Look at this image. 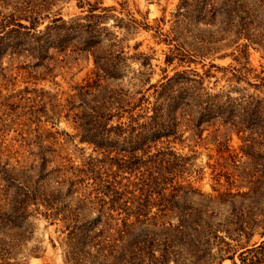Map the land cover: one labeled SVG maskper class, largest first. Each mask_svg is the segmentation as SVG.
<instances>
[{"label": "rangeland", "instance_id": "374dc122", "mask_svg": "<svg viewBox=\"0 0 264 264\" xmlns=\"http://www.w3.org/2000/svg\"><path fill=\"white\" fill-rule=\"evenodd\" d=\"M178 4L0 0V22L34 11L41 32L0 33V264L264 255V3L237 2L232 25L243 31L222 18L210 27L196 11L177 15ZM57 19L93 29L66 33ZM96 61L105 72L97 100L133 108L102 120L106 130L131 114L148 122L154 105L170 109L161 138L131 160L151 168L144 183L118 169L128 160L123 139L105 137L104 152L78 125L89 111L77 93L96 80Z\"/></svg>", "mask_w": 264, "mask_h": 264}, {"label": "trees", "instance_id": "16d2710c", "mask_svg": "<svg viewBox=\"0 0 264 264\" xmlns=\"http://www.w3.org/2000/svg\"><path fill=\"white\" fill-rule=\"evenodd\" d=\"M239 0H179L178 4V12L177 15H185L183 13H191V11H196L198 13V16L200 17V20H203L205 24L212 27L213 23H215L217 18H222L226 21V25L224 26H234L238 27L241 31L244 30L243 23H240L238 25H232L233 16L235 15L236 10V4ZM264 3V0H260ZM236 10V11H235ZM29 15H24L17 17L18 19H13V15L9 17H4L2 21L0 22V33L3 34L2 37L5 38L7 36L16 35L17 37L20 36H29V33L33 30L34 34H32V38L38 39L39 34L41 32H38L36 30L37 24H38V17L37 14H34V11H26ZM235 17V16H234ZM90 18V17H89ZM15 20V21H14ZM16 20H31L30 26L27 27L26 25H23L22 23L16 21ZM225 21H223V24H225ZM11 22H17L14 24L15 29H12L10 31L6 32V28L11 24ZM55 23H62L59 26H55ZM54 28L63 30L64 32H79V30L82 29H93V26L91 24L88 25H82L76 21L65 23L62 19H57L53 21ZM49 30V27L46 28V31ZM23 31V32H22ZM83 31V30H82ZM89 31V30H88ZM87 32V31H86ZM2 39V38H1ZM96 64V80L92 84L86 85L84 88H81L78 90L77 97L80 100V103L83 104L84 109L89 111L88 116H84L82 120L88 119V121H80L78 124L81 128L82 133L87 134L88 140L91 144L94 145L95 148L98 150L106 152L107 149L105 148V145L103 143L104 138L108 135L115 136L116 138L123 139V145L127 146L126 155H123L124 157H127L128 160L123 161V165H120L118 169L122 170H128L130 173H133L135 171L140 172V179L143 183L145 180L152 179V174H147V172H150L151 168L146 167V163H131L132 158L135 157V154L142 150V147L144 146V142L148 141L149 143H153L157 141L159 138H161L160 135V129L163 127L162 124V118L166 115H170V109L168 105L159 104L154 105L151 108L152 115L150 117H147L146 120L148 122H142L139 123L138 119L141 117L136 116L133 117V114L129 116L128 123H122L121 125H117L114 128H110L106 130L104 128V124H102V120L105 119V122L108 118H112L114 116L120 117L123 112H132L133 108L129 107V110H125L124 107L120 106V103L117 101H110L109 98L105 99L103 98V101H98L97 98L99 95H101V91L103 89H100L99 81L102 80L104 77V71L103 67L95 62ZM107 75V73H106ZM180 75H176L175 78L169 80L170 83L167 85L161 86L160 89H158V97L161 95H164V89L169 86L171 83H175L178 79H180ZM142 101V99H141ZM116 105L114 108L116 113H111L112 106ZM137 107V105H136ZM166 107V109H165ZM107 112V113H106ZM146 112V109H145ZM86 135V136H87ZM149 137V138H148ZM85 140V139H84ZM159 160L152 161L151 164H159ZM144 168V171L142 172L140 169ZM181 227V226H179ZM264 244V243H263ZM257 250H251L248 251V253H253ZM264 259V255H261L258 257L257 255L251 256L250 258H247V256H242V264H262ZM249 262V263H245ZM143 264V263H140Z\"/></svg>", "mask_w": 264, "mask_h": 264}]
</instances>
